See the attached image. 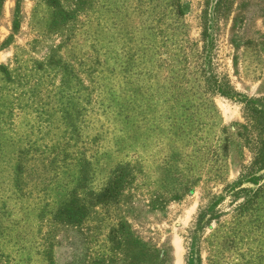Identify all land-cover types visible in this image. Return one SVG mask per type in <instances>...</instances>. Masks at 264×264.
<instances>
[{
	"label": "rangeland",
	"instance_id": "374dc122",
	"mask_svg": "<svg viewBox=\"0 0 264 264\" xmlns=\"http://www.w3.org/2000/svg\"><path fill=\"white\" fill-rule=\"evenodd\" d=\"M58 3L0 0V264H264V0Z\"/></svg>",
	"mask_w": 264,
	"mask_h": 264
},
{
	"label": "trees",
	"instance_id": "16d2710c",
	"mask_svg": "<svg viewBox=\"0 0 264 264\" xmlns=\"http://www.w3.org/2000/svg\"><path fill=\"white\" fill-rule=\"evenodd\" d=\"M48 5L56 8V18L55 23H60V21H65L69 18V14L65 13L59 8L58 0H46ZM212 91L221 92L224 94H230L231 97H241L240 94L233 91H223L218 86L217 89H211ZM226 92V93H225ZM240 103L243 104L244 109L250 115V117L259 125L260 134L264 137V109L259 108L255 105V101L247 100L241 97ZM254 169L258 172L264 171V141L261 143L256 156L253 161ZM86 170L83 168L82 171V181H86L87 175ZM130 176V173L126 168H118L112 177L109 179L108 183L104 189L98 194H89L90 203H87L83 198H79L76 194H72L69 201L60 206L54 213V219L66 223H81L87 216L90 207L108 205L110 203H117L119 201L120 195L126 185V180ZM259 177L251 175L245 179H240L236 183L232 184V188L238 189L239 193H250L251 189L241 188L243 184L249 183L252 185L259 184ZM256 193V192H255ZM85 198V197H84ZM50 264H53L50 262Z\"/></svg>",
	"mask_w": 264,
	"mask_h": 264
}]
</instances>
